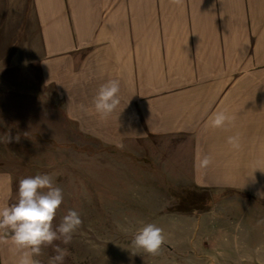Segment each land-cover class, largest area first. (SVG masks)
I'll return each instance as SVG.
<instances>
[{"label":"crops","instance_id":"crops-1","mask_svg":"<svg viewBox=\"0 0 264 264\" xmlns=\"http://www.w3.org/2000/svg\"><path fill=\"white\" fill-rule=\"evenodd\" d=\"M213 3L0 0V33L32 45L28 52L41 77L65 93L67 119L82 132L97 127L104 137L109 131L131 140L189 136L197 183L216 179L227 183L226 189L252 195L239 188L234 173L247 171L250 163L259 165L264 155V99H259L264 83L234 81L264 74V0H217L215 8ZM172 11L190 13L188 25L179 20L177 34L155 35V22L162 23L158 15ZM109 79L120 81L121 102L102 118L93 98ZM216 110H227L234 121L210 127ZM251 115L262 134L251 132ZM237 134L241 146L235 150L227 138ZM204 155L213 163L199 169L197 156ZM242 155L248 160L243 162ZM10 192L11 183H0V207L9 206ZM10 248V237L0 230V264H16L18 256Z\"/></svg>","mask_w":264,"mask_h":264},{"label":"rangeland","instance_id":"rangeland-1","mask_svg":"<svg viewBox=\"0 0 264 264\" xmlns=\"http://www.w3.org/2000/svg\"><path fill=\"white\" fill-rule=\"evenodd\" d=\"M188 14L160 13L162 27L155 22L154 34H177L179 20L188 25ZM15 40L0 33V183H11L9 205L26 177L48 174L62 189L54 228L70 210L82 220L70 244L54 242L68 249L64 264H264V155L259 165L234 173L250 195L216 179L197 183L189 136L131 140L109 131L104 137L97 127L82 132L67 119L65 93L41 77L28 52L32 45ZM248 77L234 82L264 83L263 73ZM249 123L251 132L262 134L252 115ZM149 223L165 236L155 256L132 245ZM54 254L44 247L36 259L47 264Z\"/></svg>","mask_w":264,"mask_h":264},{"label":"clouds","instance_id":"clouds-1","mask_svg":"<svg viewBox=\"0 0 264 264\" xmlns=\"http://www.w3.org/2000/svg\"><path fill=\"white\" fill-rule=\"evenodd\" d=\"M179 4L181 0H172ZM214 0L212 8H215ZM220 2V0H218ZM120 81L109 79L102 84L93 98L95 112L102 118L109 116L120 104ZM83 108V105L81 106ZM234 121L227 110H216L209 118L212 128H223ZM17 141L19 137L16 138ZM10 142V138L8 140ZM227 143L235 150L240 148L239 134L229 136ZM123 149V144H117ZM213 163L210 155L197 156L196 167L206 169ZM63 200L62 189L55 187L48 174H37L19 181L17 202L0 207V230H6L10 237V251L18 256L16 264H41L39 257L44 247H52L54 255L48 258L47 264H64L69 255L67 248H62L55 241L70 244L73 233L82 224L80 215L70 210L63 216L58 227L53 226L57 209ZM165 241L163 229L155 224H147L138 230L132 240L137 249L151 255H158Z\"/></svg>","mask_w":264,"mask_h":264},{"label":"trees","instance_id":"trees-1","mask_svg":"<svg viewBox=\"0 0 264 264\" xmlns=\"http://www.w3.org/2000/svg\"><path fill=\"white\" fill-rule=\"evenodd\" d=\"M112 149H116V147H113ZM207 190V189H206ZM209 191V190H208ZM193 192V191H192ZM195 193H193V195H194ZM184 202V201H183ZM186 202V201H185ZM184 204V203H183ZM188 210V208L187 209H185V210H179V211H187Z\"/></svg>","mask_w":264,"mask_h":264}]
</instances>
